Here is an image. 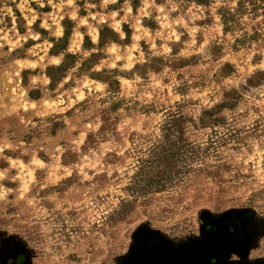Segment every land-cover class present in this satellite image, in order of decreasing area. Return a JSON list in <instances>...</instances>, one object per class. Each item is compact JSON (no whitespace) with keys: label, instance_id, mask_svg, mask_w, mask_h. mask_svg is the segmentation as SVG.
Segmentation results:
<instances>
[{"label":"rangeland","instance_id":"rangeland-1","mask_svg":"<svg viewBox=\"0 0 264 264\" xmlns=\"http://www.w3.org/2000/svg\"><path fill=\"white\" fill-rule=\"evenodd\" d=\"M0 264H264V0H0Z\"/></svg>","mask_w":264,"mask_h":264},{"label":"trees","instance_id":"trees-1","mask_svg":"<svg viewBox=\"0 0 264 264\" xmlns=\"http://www.w3.org/2000/svg\"><path fill=\"white\" fill-rule=\"evenodd\" d=\"M197 1H199V2H201L202 0H197ZM113 36H116V35H113ZM101 37H102V41L104 40V37H105V35L103 34V31H102V35H101ZM112 39H114V37H112ZM69 56H71V55H69ZM73 57V56H72Z\"/></svg>","mask_w":264,"mask_h":264}]
</instances>
